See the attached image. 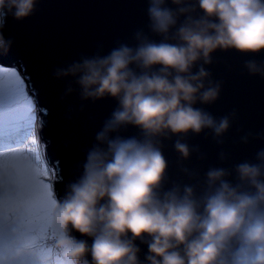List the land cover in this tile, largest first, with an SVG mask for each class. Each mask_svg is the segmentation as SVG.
Segmentation results:
<instances>
[{
	"label": "clouds",
	"instance_id": "obj_1",
	"mask_svg": "<svg viewBox=\"0 0 264 264\" xmlns=\"http://www.w3.org/2000/svg\"><path fill=\"white\" fill-rule=\"evenodd\" d=\"M36 3L0 0V29L9 15L30 16ZM168 3L149 0V27L159 42L138 32L134 47L120 44L53 73L72 77L82 100L117 101L82 174L62 199L54 197L47 246L57 264H264V150L255 163L237 164L233 179L229 170L209 168L196 183L170 186L162 151V141L175 135L174 148L187 159L189 147L179 137L228 130V116L216 120L195 107L220 93L203 64L217 49L264 50V0ZM10 46L0 31V53ZM245 67L264 76V64ZM73 91L70 84L65 94ZM129 125L139 136L112 135Z\"/></svg>",
	"mask_w": 264,
	"mask_h": 264
},
{
	"label": "water",
	"instance_id": "obj_2",
	"mask_svg": "<svg viewBox=\"0 0 264 264\" xmlns=\"http://www.w3.org/2000/svg\"><path fill=\"white\" fill-rule=\"evenodd\" d=\"M168 6L175 7L170 0ZM148 7L149 0H37L30 16L17 20L9 15L0 29L11 41L9 50L0 53V64L16 68L26 82L40 123L43 160L54 172L56 199H62L67 185L82 174L87 153L97 143L96 134L117 101L110 97L82 100L72 77L57 79L53 73L82 58L107 55L120 44L134 47L138 32L159 42L161 37L149 27ZM249 61L264 64V50L217 49L211 54V63L203 64L209 78L220 84V93L215 102L195 107L216 120L228 116L229 128L219 137L210 129L179 137L190 150L183 160L174 148L178 137L163 140L169 186L196 183L209 168L229 170V179H233L237 164L255 163L257 153L264 150V76L249 74L245 67ZM70 84L74 91L66 95ZM139 134L130 125L112 133L123 137ZM141 249L142 258L146 245Z\"/></svg>",
	"mask_w": 264,
	"mask_h": 264
},
{
	"label": "snow or ice",
	"instance_id": "obj_3",
	"mask_svg": "<svg viewBox=\"0 0 264 264\" xmlns=\"http://www.w3.org/2000/svg\"><path fill=\"white\" fill-rule=\"evenodd\" d=\"M27 106L30 100L18 71L0 68V137L17 111ZM46 176L47 170L24 153L0 151V264H48L38 253L46 247L51 256L47 238L55 199L41 178Z\"/></svg>",
	"mask_w": 264,
	"mask_h": 264
},
{
	"label": "rangeland",
	"instance_id": "obj_4",
	"mask_svg": "<svg viewBox=\"0 0 264 264\" xmlns=\"http://www.w3.org/2000/svg\"><path fill=\"white\" fill-rule=\"evenodd\" d=\"M0 68L16 69L14 67L8 68V67L2 66V65L0 66ZM24 83L26 85L25 81H24ZM26 93H27V96L30 100V106L21 107L17 112H25V111H31L32 112L35 110L34 104H33V99L29 96V94L27 92V87H26ZM39 128H40V125H39V127L38 126L35 127V125H34L33 127L26 128L25 132H23L20 136L15 137L14 140L16 141V143H12V142L10 143L9 139H5V141L0 140V151L14 150V151L22 152L30 160H33V162L36 164L37 167H40L42 169H46L48 176L41 177V178L44 179L45 182L50 184L51 189H52L53 194H54V197L56 198L54 185H53L54 183L52 181V179L54 178V174H53V172H51L47 168L45 162L43 161L44 156L42 155V153L40 151L41 142L39 140L36 141L37 136H39V132H40ZM37 157L39 159H36ZM38 253L43 255V257L48 261V264H56V260H55V262H53V259H56L55 256L51 254V256L49 257L46 247H41L40 249H38Z\"/></svg>",
	"mask_w": 264,
	"mask_h": 264
},
{
	"label": "trees",
	"instance_id": "obj_5",
	"mask_svg": "<svg viewBox=\"0 0 264 264\" xmlns=\"http://www.w3.org/2000/svg\"><path fill=\"white\" fill-rule=\"evenodd\" d=\"M32 112L31 111L17 112L14 120L6 126L5 131H4V135H3V137H0V140L5 141V139H9L10 141H13L15 139V137H17L19 134H22L23 132H25L26 128L33 127L34 125H35V127L36 126L39 127V119L37 118V115L33 114ZM37 140H39L41 142L40 132H39V136H37L36 141ZM40 151H41V153L43 152L42 151V143L40 145ZM42 155H43V153H42ZM55 260L56 259H53V262H55Z\"/></svg>",
	"mask_w": 264,
	"mask_h": 264
}]
</instances>
